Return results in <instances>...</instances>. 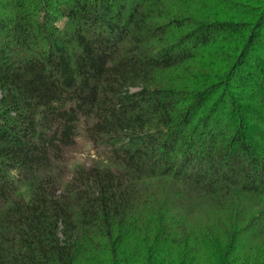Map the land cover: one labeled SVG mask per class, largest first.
<instances>
[{"label": "trees", "instance_id": "obj_1", "mask_svg": "<svg viewBox=\"0 0 264 264\" xmlns=\"http://www.w3.org/2000/svg\"><path fill=\"white\" fill-rule=\"evenodd\" d=\"M261 236L264 0H0V264H264Z\"/></svg>", "mask_w": 264, "mask_h": 264}, {"label": "rangeland", "instance_id": "obj_2", "mask_svg": "<svg viewBox=\"0 0 264 264\" xmlns=\"http://www.w3.org/2000/svg\"><path fill=\"white\" fill-rule=\"evenodd\" d=\"M97 154L98 153L96 152V150L93 149V147L90 144H88L83 138H79L77 140V145L73 148V150H71L70 152H68V154H66L65 163H66L67 172L72 174L75 169L88 168L92 164L99 162L101 159L98 157ZM102 162L104 161L102 160ZM68 179H69V176H68ZM151 185L152 184H149V183L146 184V186L150 189H151ZM209 216H213V214L210 213ZM201 219L202 218L196 219L195 221L193 220L190 226L192 227L193 225L195 226L198 225L199 226L198 229L203 230L202 226L204 225L203 224L204 222ZM252 232L254 233L255 230ZM256 240H257L256 242H253V243L251 242L252 244L250 243L248 245V238H247L245 240H241L240 244H242L243 246L242 245L241 246L244 248L245 247L246 248L256 247L258 252H262V254L264 255V243H263L264 236H261L260 238H257Z\"/></svg>", "mask_w": 264, "mask_h": 264}]
</instances>
